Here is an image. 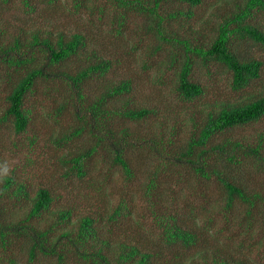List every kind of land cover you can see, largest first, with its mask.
<instances>
[{
  "label": "trees",
  "instance_id": "obj_1",
  "mask_svg": "<svg viewBox=\"0 0 264 264\" xmlns=\"http://www.w3.org/2000/svg\"><path fill=\"white\" fill-rule=\"evenodd\" d=\"M10 1L0 0V9H3V5H9ZM47 1L57 21L60 0ZM104 1L109 2L111 7H105L101 0H74L77 11H89L88 23L92 26L90 30L82 27L78 32L69 34L66 30L58 29L59 27L51 30L49 26L39 27L25 33L23 41L17 38L7 47L0 46L2 62L8 68H15L13 72L18 75L7 96L8 107L4 118L13 120L17 133L25 132L32 118L28 101L38 84L41 81H65L73 93L72 100L77 99L80 104L76 107V115L84 119L82 113L90 114L93 129L101 133L103 131L104 134L103 138L98 137L97 146L70 158V173H76L78 178H85L88 175L87 164L104 140L109 143L114 154V163L121 166L126 177L131 180L134 176L133 162L126 156L129 147L135 145L133 140L138 139L133 137L135 132L132 128L115 129V122L123 125L126 122L138 123L150 119L156 111L153 108L138 107L132 101L130 92L133 81L130 79L101 87L102 92L95 95L91 103L87 101L86 89L93 81L104 79L115 64H122L123 53H114V58L99 55L96 51L88 54L85 51L88 46L87 35L83 31L92 37V31L101 34L108 31L114 35L115 43L112 41V44L122 46L125 37L123 30L128 25L130 15H148L153 21L159 43L183 48L185 55L179 67L176 93L184 100L193 101L205 92L202 85L192 78L194 67L200 61L206 66L223 67L229 71L233 77L234 90H242L261 78L264 62L257 59L244 60L237 48L238 39H248L264 46V32L251 22L256 20L259 13L264 12V0L238 1L229 13L218 18L216 24H212L209 17L198 16L195 12L198 7L205 8V0ZM22 2L30 9L33 8L32 0ZM173 4L180 8L176 12L167 13ZM96 16L99 21L105 20V24L96 23ZM180 16L200 25L193 28L188 24L189 36L183 39L178 32L166 30L164 25L165 21L177 20ZM101 26H106L107 30L104 32ZM81 53L86 54V64L73 73L58 72ZM172 61H178L176 55H173ZM50 69H55L54 72L57 73L50 72ZM122 99L123 104H118ZM64 108L66 105L60 107L59 111ZM263 118L264 95L243 103L223 105L220 110L209 114L199 138L193 137L178 158L179 162L187 163L201 179L206 182L216 181L222 189L224 197L220 213L225 224L221 230L215 231L214 218H209L203 226L189 227L178 212L165 213L166 210L160 208L164 212L154 213L160 230V245L152 244L150 248L147 246L144 249L137 244L140 240L135 238V244L123 241L115 245L99 231L105 228L111 233L107 227L114 229V224L122 226L121 221L130 218L131 207L126 200H122L108 218L94 219L86 216L74 221L73 212L63 209L57 213L56 221L42 225L41 219L52 209L55 197L51 190L40 188L32 199L31 209L26 216L17 220L12 209L8 210L5 205L7 198L23 203L30 198V193L26 184L18 183L13 176H8L3 178L0 192V249L7 251L21 242L20 253L25 256L26 264H40V260L48 259L57 261V264H78L79 261L82 262L79 264H191L188 254L193 259L197 257L202 264H264L263 260L251 257L253 252L250 253L258 245L256 237L264 240V187L252 188L245 179L247 167L251 163L264 176V134L260 135L256 145L230 138L213 145L216 137L222 133L249 126ZM82 132L81 129H76L72 136L65 137L64 140H72ZM155 180H151L145 192L149 200L164 197V194L153 196ZM154 206L152 202L151 208ZM239 238L254 240L247 254L244 242L237 243ZM173 250L180 255L172 254L171 258H166V253ZM9 263L18 264V257L11 258Z\"/></svg>",
  "mask_w": 264,
  "mask_h": 264
},
{
  "label": "rangeland",
  "instance_id": "obj_2",
  "mask_svg": "<svg viewBox=\"0 0 264 264\" xmlns=\"http://www.w3.org/2000/svg\"><path fill=\"white\" fill-rule=\"evenodd\" d=\"M32 1V9L25 6L22 0H11L9 5H3V9H0V46L7 47L17 38L23 41L25 33L39 27L49 26L50 30L59 27L58 29L66 30L69 34L78 32L82 27L86 30L92 28L88 23L89 11H77L74 0L59 1L57 21L47 0ZM238 1L245 2L224 0L221 3V0H205V8L198 7L195 12L198 16L209 17L212 24H216L218 18L229 13ZM101 4L111 7L104 0H101ZM179 8V5L173 4L167 13L176 12ZM184 8L187 9L186 6ZM109 13L112 11L109 10ZM148 17L144 13L130 15L128 25L123 30L125 37L122 46L112 44L114 35L106 31V26H101L106 31V36L105 33L92 31V37L83 31L87 35L88 46L85 51L88 54L96 51L99 55L114 58V53H123L122 64H115L104 79L93 81L86 89L87 101L91 103V99L102 92L101 87L130 79L133 81L130 92L132 101L138 107L153 108L156 111L150 119L138 123L126 122L123 125L115 122V129L132 128L135 132L133 137L138 139L133 140L135 145L129 147L126 156L133 162L134 176L131 180L126 177L121 166L114 163V154L109 143L104 140L97 147V153L89 160L88 175L85 178L81 179L76 173H70V158L97 146L98 137L103 138L104 134L103 131L101 133L93 129L90 114L82 113L84 119L76 115V107L80 104L77 99L72 100L73 93L65 81H41L38 84L28 101L32 112L31 122L25 132L17 133L13 120H6L4 115L8 107L7 96L18 75L13 72L15 68H8L2 62L0 56V166L6 164L10 169L9 176H13L18 183L26 184L30 193V198L23 203L7 198L5 205L8 210L12 209L17 220L24 218L31 209L36 192L40 188H47L51 190L55 200L52 209L43 215L42 225L56 221L57 213L63 209L73 212L74 221L86 216L94 219L108 218L115 207L126 200L131 207L130 218L122 220V226L114 224V229L107 227L111 233L105 228L99 231L115 245L123 241L137 243L133 238L139 239L137 244L144 249L147 246L150 248L152 244L160 245V230L154 215L155 211L159 214L164 212L160 208L166 210L165 213L178 212L189 227L203 226L209 218H214L215 231L224 227L225 221L220 213L224 194L219 184L201 179L187 163L179 162L178 158L193 137L199 138L210 113L220 110L223 105L243 103L264 95V66L260 79L242 90H234L233 77L229 71L223 67L206 66L200 61L194 67L192 78L202 85L205 92L193 101L184 100L176 93L184 50L179 45L175 49L169 44L159 43L153 21ZM94 20L99 25L105 24V20L99 21L97 16ZM251 22L264 32V12L259 13L256 20ZM188 24L193 28L200 27L194 20H186L182 16L177 20L164 22L166 30L178 32L181 39L189 36ZM238 40L237 51L240 57L264 62V46L248 39ZM134 47L135 50H132ZM173 55L177 56L178 61H172ZM85 58L86 54L77 55L58 72L73 73L86 64ZM54 70L50 69V72L56 74ZM118 104L122 105L123 99ZM64 105L66 108L60 112L59 108ZM76 129H81L82 134L65 141L64 138L72 136ZM262 134L264 118L249 126L222 133L216 137L213 145L227 138L256 145ZM216 159L217 157L215 161ZM245 175L252 188L264 187V176L257 167L253 168L252 163L248 165ZM153 179H156L153 196L164 194V197L149 200L145 192ZM2 185L3 179H0V192ZM152 202L155 205L153 209ZM175 206L178 208H174ZM226 234L228 235L227 232ZM243 238H239L237 243L244 242L247 254L254 240H241ZM255 241L258 245L250 250V253L253 252L251 257L264 261V240L256 237ZM220 244L223 245V242L220 241ZM236 245L235 243L234 246ZM21 247V242H18L10 250L0 249V264H10V259L15 257H18V264H26L25 256L20 253ZM228 248L231 250V247ZM172 254L180 255L173 250L168 251L165 257L171 258ZM188 256L191 264L199 262L197 257L193 259L191 254ZM40 262L57 264L53 259Z\"/></svg>",
  "mask_w": 264,
  "mask_h": 264
},
{
  "label": "clouds",
  "instance_id": "obj_3",
  "mask_svg": "<svg viewBox=\"0 0 264 264\" xmlns=\"http://www.w3.org/2000/svg\"><path fill=\"white\" fill-rule=\"evenodd\" d=\"M9 174H10V169L6 164L0 166V179L7 178Z\"/></svg>",
  "mask_w": 264,
  "mask_h": 264
}]
</instances>
